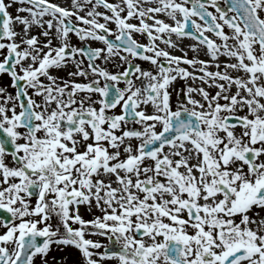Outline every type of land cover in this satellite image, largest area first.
I'll return each instance as SVG.
<instances>
[{
	"label": "snow or ice",
	"instance_id": "snow-or-ice-1",
	"mask_svg": "<svg viewBox=\"0 0 264 264\" xmlns=\"http://www.w3.org/2000/svg\"><path fill=\"white\" fill-rule=\"evenodd\" d=\"M0 17V264H264V0Z\"/></svg>",
	"mask_w": 264,
	"mask_h": 264
},
{
	"label": "rangeland",
	"instance_id": "rangeland-1",
	"mask_svg": "<svg viewBox=\"0 0 264 264\" xmlns=\"http://www.w3.org/2000/svg\"><path fill=\"white\" fill-rule=\"evenodd\" d=\"M61 2V0H57V2ZM101 10H103V9H101ZM10 11L15 15V6L13 7V8H11L10 9ZM111 27H114V25H110ZM73 42L74 43H76L77 41L75 40V38H74V40H73ZM93 43V46H101V45H99V42H92ZM189 43H192V41L191 40H189V39H185L184 41H183V44H182V47L184 46V45H186V44H189ZM161 47H163V45H161ZM176 54H182V53H180V52H177ZM192 55V53L191 52H189V56H191ZM205 59H207V57H204ZM119 61H118V59H117V63H118ZM137 62H140V61H137ZM142 66H144V67H149L150 65H148L147 63H143V65ZM108 67L110 68V70H112V71H116L117 70V66L116 65H108ZM120 70H122V69H120ZM60 75H66V73L65 72H61V73H59ZM76 79H80V80H82L83 78L82 77H77ZM3 83L4 84H7V83H9V78L5 75L4 77H3ZM181 84H182V82H181ZM121 87H123V84H121ZM14 91V90H13ZM173 106L175 107V94H173ZM118 110V109H117ZM86 218H89L88 217V215L86 214ZM0 231H2V230H0ZM91 238H93V239H100V240H103V242L104 243H107V240L106 239H104L103 237H95V236H93V237H91ZM50 256H56L57 257V259H60L61 257H64V258H66V260H65V264H78V261H79V253H78V251L77 250H75L74 248H68V249H65L63 252H60L59 250H56L55 248H54V250H53V252L50 254ZM108 264H114V263H108Z\"/></svg>",
	"mask_w": 264,
	"mask_h": 264
},
{
	"label": "flooded vegetation",
	"instance_id": "flooded-vegetation-1",
	"mask_svg": "<svg viewBox=\"0 0 264 264\" xmlns=\"http://www.w3.org/2000/svg\"><path fill=\"white\" fill-rule=\"evenodd\" d=\"M59 2V1H58ZM114 38V37H113ZM138 39H140L142 42H146L144 37L137 36Z\"/></svg>",
	"mask_w": 264,
	"mask_h": 264
},
{
	"label": "bare ground",
	"instance_id": "bare-ground-1",
	"mask_svg": "<svg viewBox=\"0 0 264 264\" xmlns=\"http://www.w3.org/2000/svg\"><path fill=\"white\" fill-rule=\"evenodd\" d=\"M108 263H114V262H108Z\"/></svg>",
	"mask_w": 264,
	"mask_h": 264
},
{
	"label": "water",
	"instance_id": "water-1",
	"mask_svg": "<svg viewBox=\"0 0 264 264\" xmlns=\"http://www.w3.org/2000/svg\"><path fill=\"white\" fill-rule=\"evenodd\" d=\"M0 19H2V17H0Z\"/></svg>",
	"mask_w": 264,
	"mask_h": 264
}]
</instances>
